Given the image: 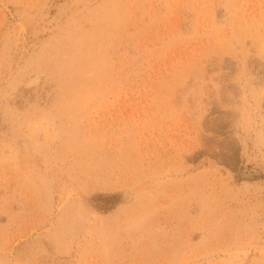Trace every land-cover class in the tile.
Listing matches in <instances>:
<instances>
[{
	"label": "rangeland",
	"instance_id": "rangeland-1",
	"mask_svg": "<svg viewBox=\"0 0 264 264\" xmlns=\"http://www.w3.org/2000/svg\"><path fill=\"white\" fill-rule=\"evenodd\" d=\"M0 264H264V0H0Z\"/></svg>",
	"mask_w": 264,
	"mask_h": 264
}]
</instances>
